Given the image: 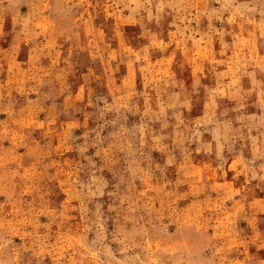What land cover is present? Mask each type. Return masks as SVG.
<instances>
[{
  "label": "rangeland",
  "instance_id": "1",
  "mask_svg": "<svg viewBox=\"0 0 264 264\" xmlns=\"http://www.w3.org/2000/svg\"><path fill=\"white\" fill-rule=\"evenodd\" d=\"M0 264H264V0H0Z\"/></svg>",
  "mask_w": 264,
  "mask_h": 264
}]
</instances>
